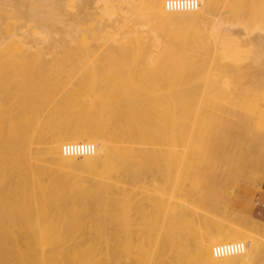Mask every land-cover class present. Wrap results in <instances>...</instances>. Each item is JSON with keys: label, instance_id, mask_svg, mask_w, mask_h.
<instances>
[{"label": "bare ground", "instance_id": "1", "mask_svg": "<svg viewBox=\"0 0 264 264\" xmlns=\"http://www.w3.org/2000/svg\"><path fill=\"white\" fill-rule=\"evenodd\" d=\"M170 1L0 0V264H264V0Z\"/></svg>", "mask_w": 264, "mask_h": 264}, {"label": "rangeland", "instance_id": "2", "mask_svg": "<svg viewBox=\"0 0 264 264\" xmlns=\"http://www.w3.org/2000/svg\"><path fill=\"white\" fill-rule=\"evenodd\" d=\"M262 18L263 19L261 20L259 27L264 28V14L263 13H262ZM251 29L246 28L245 31L242 32V37L244 39L248 40V38L251 35V32H250ZM261 46H262V49L264 50V43H262ZM262 70H263V74H264V68ZM262 88L264 89V84L262 85ZM255 104L258 106V108H260V114H258V115L253 114L251 119H250L251 122L249 125H247V128L243 129V131L241 132L240 135H238L236 137L234 136L235 142L237 145L236 147H241V148H238L240 151L243 149H247L250 142L254 140V135H258V133L256 132V129H258L259 127L255 128L254 124H256L259 121L260 117H262V116L264 117V98H261L260 100L255 101ZM260 135L262 137L264 135V133L262 132ZM247 167H249V165L245 166V171L242 170L243 171L242 174L246 173V176H248V177L251 176L252 181L248 182L247 181L248 177H247L246 181H245V178H244V182L241 181V178L243 179L244 175H243V177L238 175L239 177L237 178V174L241 173V172L238 173V171L240 169L238 168L239 170H237V168H233V171H231L233 173V175H232L233 181L230 182L231 181L230 180L229 185L232 186V184H233L232 190H234V191L237 188L235 192H239L238 188H239V186H242V189L240 190V196H238L237 199L239 200V202L241 203V205L244 208L245 207L247 208L243 211H247L249 214L253 215L258 220L264 221V177L262 178V174L260 172L259 167L257 169H255L253 172L251 171L252 169L250 170L251 165L249 167V171H247ZM236 172H237V174H236ZM249 179H250V177H249ZM255 182L259 186L256 185ZM234 185H236V187ZM254 190L256 191V193ZM234 191H233V193H234Z\"/></svg>", "mask_w": 264, "mask_h": 264}, {"label": "built area", "instance_id": "3", "mask_svg": "<svg viewBox=\"0 0 264 264\" xmlns=\"http://www.w3.org/2000/svg\"><path fill=\"white\" fill-rule=\"evenodd\" d=\"M197 3L193 0H175L167 3L169 9H183L184 8H193L196 7ZM63 152L66 155H83L90 154L93 152V148L86 144H69L64 146ZM241 248L240 244H228L227 246L219 247L215 250L216 254L226 253L227 250L233 251Z\"/></svg>", "mask_w": 264, "mask_h": 264}]
</instances>
